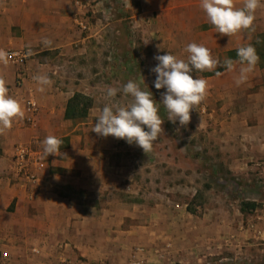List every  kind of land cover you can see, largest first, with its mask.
I'll list each match as a JSON object with an SVG mask.
<instances>
[{"label": "rangeland", "instance_id": "obj_1", "mask_svg": "<svg viewBox=\"0 0 264 264\" xmlns=\"http://www.w3.org/2000/svg\"><path fill=\"white\" fill-rule=\"evenodd\" d=\"M163 1L169 0H91L92 6L86 10L75 8L71 0V43L40 52L31 47L33 55L28 60L37 57L48 63L60 88L92 100L86 117L69 121L71 128L78 125L73 133L80 136L77 145L103 146L106 152L95 168L99 176L94 180L96 190L61 189L63 194L78 195L85 212L97 208V221H101L97 222V247L89 243L86 253L73 249L78 254L66 253L64 260H72V264L76 260L130 264L135 252L134 259L144 260L143 264H264V164L258 163L262 159H252L244 169L228 168L230 158L219 153L208 133V113L222 107L219 102L215 105L214 93L208 91L204 101L191 111L186 126L168 120L160 102L166 89L154 86L156 73L151 69L158 64L154 56L175 53L174 39L179 30L175 24L182 18L181 9H171L167 15L158 13ZM75 17H82L90 29L82 30ZM207 74L198 75L206 78ZM143 78L140 87L153 93L158 115L164 120V132L147 154L134 143L91 131L109 103L107 88L121 89L113 99L127 105L132 97L123 94V86ZM87 132L97 137L86 139L83 136ZM229 144L237 146L234 141ZM242 199L256 200L257 208L241 212ZM103 206H112L115 214L100 217ZM177 213L182 216L176 217ZM176 220L183 222L180 240L177 236L174 239ZM89 223L85 219L81 225ZM107 229L112 231L104 233ZM39 236L27 233L19 239L14 233L20 249L1 238L0 250L8 252L9 261L0 264L58 260L57 253L63 247L51 238L42 243ZM34 248L38 252H33Z\"/></svg>", "mask_w": 264, "mask_h": 264}, {"label": "crops", "instance_id": "obj_2", "mask_svg": "<svg viewBox=\"0 0 264 264\" xmlns=\"http://www.w3.org/2000/svg\"><path fill=\"white\" fill-rule=\"evenodd\" d=\"M200 5L201 0L160 2L158 13L167 15L171 9H181L179 16L182 18L179 24H175L179 30L174 39L177 42L174 55L186 60V45L196 42L210 48L212 54L223 62L228 59L230 50L248 44L255 47L259 61L244 83L238 86L235 82L240 74L239 59L233 60L232 71L218 66L221 75L215 73L205 78L212 85L208 88L209 93L217 96H213L215 105L216 102L222 104L220 110L208 113V133L218 145L219 153L230 158L229 169L249 167V161L257 157L262 159L258 163L264 164V0L256 10L253 29L242 30L231 38L216 32ZM236 5L242 7L243 0H236ZM70 6L71 0H0V50L4 47H35L40 52L68 45L72 40ZM186 9H190L189 12ZM2 30L6 31L5 34ZM45 38L52 41L51 46L44 44ZM21 71L22 83L17 84L16 77ZM52 73L55 70L52 71L48 63L37 57L22 67L5 65L0 60V74L7 80L9 94L19 99L22 106L26 98L33 99L37 105L32 124H27L24 115L23 119H16L10 129L0 133V239L5 238L12 248L17 245L20 249L21 245L13 239V234H19L20 239L29 233L40 235L45 244L51 238L64 249L57 253L58 260H33L32 264H63L66 253L78 254L73 249L86 253L89 243L97 247V222H101L97 221V208L85 212L78 195L61 192L64 186L77 191L96 190L94 180L99 176L95 168L98 161H103L106 152L103 146L77 145L80 136L73 133L78 125L71 128L69 121L73 119L64 116L67 101L75 91L60 88ZM43 74H47L53 83L43 86L44 90L40 91L42 86L33 80V76ZM23 111L25 113L24 108ZM50 134L59 138L68 136L69 144L61 147L60 154L53 159L43 154L46 168L39 172L34 170L37 178L28 181L14 166L15 146L28 144L43 153L42 141ZM91 136L96 134L87 132L83 137L91 139ZM229 141H234L236 148H232ZM55 166L60 169L54 170ZM116 170L119 171V167ZM101 213L100 217L105 218L112 217L115 211L112 206H103ZM175 216L179 218L182 214ZM85 219L90 225L82 227ZM174 222V239L177 236L180 240L183 222ZM87 261L97 263V260ZM140 262L143 264L144 260Z\"/></svg>", "mask_w": 264, "mask_h": 264}, {"label": "clouds", "instance_id": "obj_3", "mask_svg": "<svg viewBox=\"0 0 264 264\" xmlns=\"http://www.w3.org/2000/svg\"><path fill=\"white\" fill-rule=\"evenodd\" d=\"M200 6L216 32L231 38L242 30L253 29L255 13L261 6V0H243L242 7H237L236 0H201ZM44 44L51 46L52 41L45 38ZM184 51L188 54L186 60L168 51L167 54L154 56L158 64L151 69L156 73L155 88L166 89L161 93L160 102L167 110L168 120L173 123L178 120L181 126H186L190 122L191 111L198 107L208 94L209 82L198 74L212 72L218 66L226 67L228 71L234 69L232 59L221 62L203 43H189ZM237 56L241 67L235 82L239 86L253 71L259 56L251 44L239 47ZM0 59H3V53H0ZM193 73L196 74L195 78ZM221 74L216 72L218 76ZM33 80L42 86L40 91L44 90L43 86H51L53 83L47 74L35 75ZM141 83H144V78L139 83L129 80L123 86V94L132 97L127 105L113 99L121 89L108 87L109 103L103 107L91 131L103 137L111 135L117 139H124L129 144L134 143L147 154L152 150L153 143L164 132L162 127L164 120L158 115L159 105L153 98V93L142 90ZM24 115L22 103L9 94L7 80L3 74H0V133L10 129L13 122L18 118L23 119ZM63 143V139L48 135L42 141L44 156L59 155Z\"/></svg>", "mask_w": 264, "mask_h": 264}, {"label": "built area", "instance_id": "obj_4", "mask_svg": "<svg viewBox=\"0 0 264 264\" xmlns=\"http://www.w3.org/2000/svg\"><path fill=\"white\" fill-rule=\"evenodd\" d=\"M73 6L77 9H86L91 8V0H73ZM77 24L82 30L90 29L89 25L85 22L82 17H75ZM33 55V50L31 47H23L17 49H7L3 52V61L6 63H11L13 65L24 66L28 61L29 57ZM22 71L19 72L17 76V83L22 82ZM23 108L25 110V121L27 124H32L37 112V105L33 99L26 98L23 99ZM202 112H205L204 108L201 109ZM14 166L17 168L19 173L24 174L25 178L28 181H34L37 178L36 172L44 170L46 168V161L43 157L41 151L33 149L28 144H19L15 146L14 149ZM34 170L36 172H34ZM33 252H38V249H33ZM130 261V264H141L140 260ZM9 261V255L7 251L0 250V262L6 263ZM21 264H31V263H21ZM63 264H72L71 261L65 260ZM76 264H97L90 263L86 260H76Z\"/></svg>", "mask_w": 264, "mask_h": 264}, {"label": "trees", "instance_id": "obj_5", "mask_svg": "<svg viewBox=\"0 0 264 264\" xmlns=\"http://www.w3.org/2000/svg\"><path fill=\"white\" fill-rule=\"evenodd\" d=\"M239 59L237 56V49L228 51V59ZM221 68H218L212 72H208L207 75L215 74L219 72ZM92 106V100L80 92H74V94L68 99L65 108V118L66 119H80L86 117L90 107ZM64 141V145L61 147H66L69 144V137H61ZM258 202L256 200L242 199L240 201V211L247 212L256 209Z\"/></svg>", "mask_w": 264, "mask_h": 264}]
</instances>
